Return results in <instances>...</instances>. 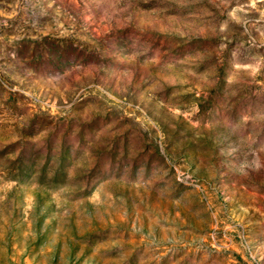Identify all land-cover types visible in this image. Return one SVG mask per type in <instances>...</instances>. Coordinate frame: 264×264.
Masks as SVG:
<instances>
[{
	"label": "rangeland",
	"instance_id": "374dc122",
	"mask_svg": "<svg viewBox=\"0 0 264 264\" xmlns=\"http://www.w3.org/2000/svg\"><path fill=\"white\" fill-rule=\"evenodd\" d=\"M0 264H264V0H0Z\"/></svg>",
	"mask_w": 264,
	"mask_h": 264
}]
</instances>
